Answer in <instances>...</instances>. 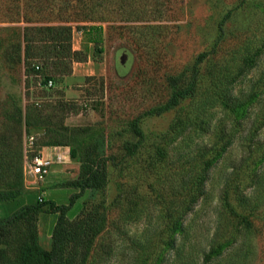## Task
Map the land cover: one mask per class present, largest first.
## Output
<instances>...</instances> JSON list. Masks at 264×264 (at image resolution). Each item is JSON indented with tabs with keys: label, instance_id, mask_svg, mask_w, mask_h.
I'll return each instance as SVG.
<instances>
[{
	"label": "rangeland",
	"instance_id": "rangeland-1",
	"mask_svg": "<svg viewBox=\"0 0 264 264\" xmlns=\"http://www.w3.org/2000/svg\"><path fill=\"white\" fill-rule=\"evenodd\" d=\"M139 5L140 10L121 12L114 7H127L125 0L105 3L110 17L102 25L99 54L74 29L72 48H87L88 57L74 62L71 72L62 76L45 77L43 70L25 74L23 23L0 22V217L26 204H41L11 227L1 244L7 256L3 264H20L28 241L27 220L35 225L39 243L50 247L58 217L50 202L68 204L77 192L70 182L77 177L80 162L78 155L70 156L71 149L115 157L107 163L105 192L76 198L67 212L73 218L84 206H104L106 224L86 264H132L141 246L147 260L164 249L160 264L174 263L175 250L167 248L162 234L167 231L168 211L180 203L175 173L182 168L185 153L196 147L206 149L233 134L215 155L204 193L181 221V229L191 232L198 250L208 246L225 182L249 183L263 175L264 158L253 162L262 152L257 143L264 141V123L253 133L251 122L264 102V89L259 85L256 90L262 92L257 98L249 96L252 84L264 78V0H141ZM227 14L220 42L212 51L220 34L218 23ZM209 50L199 65L195 96L160 115L142 116L144 144L134 157H123L124 143L136 139L129 121L164 103L170 92L168 78L186 76L196 56ZM217 88L242 103L239 111L224 108L215 95ZM59 139L66 142L52 144ZM43 148L56 153L44 155L50 171L39 177L27 160ZM158 148L167 152L166 161L149 166ZM251 188L243 193L251 195ZM255 225L247 264H264V194ZM177 237L178 243L185 241V233L178 231Z\"/></svg>",
	"mask_w": 264,
	"mask_h": 264
},
{
	"label": "trees",
	"instance_id": "trees-1",
	"mask_svg": "<svg viewBox=\"0 0 264 264\" xmlns=\"http://www.w3.org/2000/svg\"><path fill=\"white\" fill-rule=\"evenodd\" d=\"M107 1L0 0V22L23 23L21 28L24 46V73L43 70L45 77H49L48 75L62 76L71 72L74 62L85 61L88 57L87 48H72L74 29L81 31L86 40L93 43L94 52L101 53L102 25L110 17V9L105 6ZM125 1L127 7H114V10L124 12L126 9H141L139 5L141 0ZM226 17L228 14L218 23L220 34L212 45V51H216L220 42L222 25ZM210 53V50L200 52L187 68L186 76L180 73L168 78L170 92L164 103L145 110L129 121L128 129L136 139L133 142L124 143L122 146L123 157H134L144 144L145 133L140 125L142 116L160 115L177 107L182 100L195 96L198 89L199 65ZM262 77L252 84L249 99L257 98L262 92L256 90L259 85L264 89V78ZM226 82H229V79ZM215 95L219 101H222L220 103L224 108L231 112H237L243 106L240 102H233L224 90L217 88ZM263 123L264 102L261 103L252 119L253 133ZM232 136V133L231 137L222 136L216 142H211L206 149L196 147L192 153H185L184 162L181 163L182 168L175 173L176 180L180 182L176 192V200L180 203L176 204V208L168 211L166 215L167 231L162 234L165 235L167 248L175 250L173 264H247L251 257L253 249L251 238L257 232L255 219L264 194V172L257 179L253 177L249 183L245 180H239L234 185L229 180L225 182L215 226L208 239L206 249L198 250L199 247H197L191 232L181 229V221L186 212L204 193L203 186L215 155L225 149ZM65 142V140L59 139L52 144L62 145ZM257 149L262 152L253 162L254 165L264 158V141L257 143ZM76 155L79 156V172L70 184L77 189V192L71 196L68 204L50 202L52 211L58 213L51 232L50 247L46 249L39 243L35 225L27 220L28 241L21 250L20 264H86L89 261L96 238L101 234L106 224L104 206L100 204L84 206L73 218L69 217L67 212L76 198L88 194L91 196L96 192L101 194L105 192L108 176L107 163L113 162L115 157L93 154L88 150L77 153L71 149L70 156L75 157ZM155 155V162L151 161L152 164L150 163L149 166H156L157 162L166 161L167 152L164 149L158 148ZM252 155H254V151L251 152L250 156ZM249 187H252V194L247 196L243 190ZM159 188L162 187L159 186ZM39 205H41L39 202L26 204L10 215L0 217V264H3L7 257L6 250L1 244L10 236L11 227L16 221L25 219L26 215L38 208ZM178 231L181 234L185 233V241L181 243L177 242ZM140 248L134 254L132 264L161 263L165 253L164 249L149 261L146 259L147 251L142 246ZM227 248L230 249L227 251Z\"/></svg>",
	"mask_w": 264,
	"mask_h": 264
},
{
	"label": "built area",
	"instance_id": "built-area-1",
	"mask_svg": "<svg viewBox=\"0 0 264 264\" xmlns=\"http://www.w3.org/2000/svg\"><path fill=\"white\" fill-rule=\"evenodd\" d=\"M48 86L52 85V80L48 79L47 83ZM29 144L33 141V136H29L27 138ZM26 153V152H25ZM27 164L29 166L30 171L34 175H38L39 177H43L49 173V165L50 161L46 157H44L40 152L33 154L29 160H27Z\"/></svg>",
	"mask_w": 264,
	"mask_h": 264
},
{
	"label": "crops",
	"instance_id": "crops-1",
	"mask_svg": "<svg viewBox=\"0 0 264 264\" xmlns=\"http://www.w3.org/2000/svg\"><path fill=\"white\" fill-rule=\"evenodd\" d=\"M43 156L44 155H48V156H52L53 154H55L56 152L53 151V149H47V148H43L40 152ZM58 153V152H57Z\"/></svg>",
	"mask_w": 264,
	"mask_h": 264
}]
</instances>
